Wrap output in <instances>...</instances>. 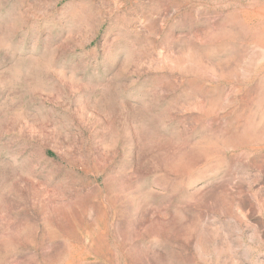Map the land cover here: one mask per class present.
<instances>
[{"label": "rangeland", "instance_id": "obj_1", "mask_svg": "<svg viewBox=\"0 0 264 264\" xmlns=\"http://www.w3.org/2000/svg\"><path fill=\"white\" fill-rule=\"evenodd\" d=\"M0 264H264V0H0Z\"/></svg>", "mask_w": 264, "mask_h": 264}]
</instances>
